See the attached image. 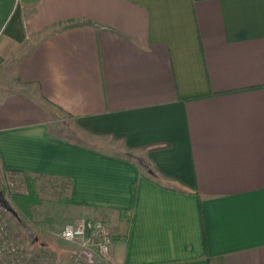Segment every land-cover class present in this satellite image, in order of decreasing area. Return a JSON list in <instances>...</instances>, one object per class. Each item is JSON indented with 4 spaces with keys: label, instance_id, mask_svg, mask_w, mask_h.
<instances>
[{
    "label": "crops",
    "instance_id": "crops-1",
    "mask_svg": "<svg viewBox=\"0 0 264 264\" xmlns=\"http://www.w3.org/2000/svg\"><path fill=\"white\" fill-rule=\"evenodd\" d=\"M4 169L111 224L92 264H264V0H0Z\"/></svg>",
    "mask_w": 264,
    "mask_h": 264
},
{
    "label": "built area",
    "instance_id": "built-area-1",
    "mask_svg": "<svg viewBox=\"0 0 264 264\" xmlns=\"http://www.w3.org/2000/svg\"><path fill=\"white\" fill-rule=\"evenodd\" d=\"M2 183L13 194L28 193L24 174L18 170H1ZM58 237L70 244L68 259L39 250H28L11 229L5 209L0 203V264H92L82 256L91 254L98 261H106L113 241L112 226L103 219L81 217L62 224Z\"/></svg>",
    "mask_w": 264,
    "mask_h": 264
},
{
    "label": "rangeland",
    "instance_id": "rangeland-1",
    "mask_svg": "<svg viewBox=\"0 0 264 264\" xmlns=\"http://www.w3.org/2000/svg\"><path fill=\"white\" fill-rule=\"evenodd\" d=\"M111 146H114L116 149L120 148L115 142L111 141ZM117 149V150H118ZM2 171L0 170V190L2 191L4 197L9 201L13 212L7 211L5 208V213L9 222L11 229L14 231L18 239L21 241V244L26 247L28 250L31 249L34 244V238L40 237L49 238L54 236L58 240V247L68 255L69 251L72 249L70 245L65 244L56 234L53 235L54 227L57 228V225L54 227L51 226L53 221L52 216H59V205L58 201L63 197L66 192L65 186L58 185L53 180H39L38 182L34 181V190L35 196L32 198L27 197L22 199L21 203L23 208H19L15 203H13L10 198L12 195L22 196L18 194H13L2 183ZM27 188L28 184L26 183ZM29 192V188H28ZM28 194V193H27ZM27 194H23L24 196ZM55 212V213H54ZM16 213V214H15ZM57 223V222H56ZM64 223L61 222V226ZM45 225L49 227L48 231L41 232V226ZM59 230V229H58ZM60 231V230H59ZM45 232V233H44ZM44 235V236H42ZM31 245V246H30ZM66 255V256H67ZM68 257V256H67ZM68 259V258H67ZM66 260V259H64ZM89 261V260H88Z\"/></svg>",
    "mask_w": 264,
    "mask_h": 264
},
{
    "label": "trees",
    "instance_id": "trees-1",
    "mask_svg": "<svg viewBox=\"0 0 264 264\" xmlns=\"http://www.w3.org/2000/svg\"><path fill=\"white\" fill-rule=\"evenodd\" d=\"M163 146V144H157V145H153V146H151V148H157V147H162ZM24 174V173H23ZM24 177H25V180H26V183L28 184V188H29V192H28V194L27 195H22V196H16V195H12L11 196V198H10V200L13 202V203H15L19 208H23V205H22V203H21V201H22V199H24V198H27V197H30V198H32V196L34 197L35 195V184H34V180L30 177V176H28L27 174H24ZM16 214V213H15Z\"/></svg>",
    "mask_w": 264,
    "mask_h": 264
},
{
    "label": "water",
    "instance_id": "water-1",
    "mask_svg": "<svg viewBox=\"0 0 264 264\" xmlns=\"http://www.w3.org/2000/svg\"><path fill=\"white\" fill-rule=\"evenodd\" d=\"M0 203L2 206L9 212H13V209L11 208L9 201L4 197L2 191L0 190Z\"/></svg>",
    "mask_w": 264,
    "mask_h": 264
}]
</instances>
